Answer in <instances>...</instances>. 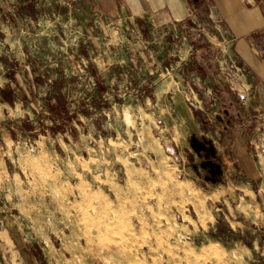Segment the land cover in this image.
Masks as SVG:
<instances>
[{
    "label": "rangeland",
    "instance_id": "obj_1",
    "mask_svg": "<svg viewBox=\"0 0 264 264\" xmlns=\"http://www.w3.org/2000/svg\"><path fill=\"white\" fill-rule=\"evenodd\" d=\"M80 7L0 0V264H264V115L212 11Z\"/></svg>",
    "mask_w": 264,
    "mask_h": 264
},
{
    "label": "crops",
    "instance_id": "obj_2",
    "mask_svg": "<svg viewBox=\"0 0 264 264\" xmlns=\"http://www.w3.org/2000/svg\"><path fill=\"white\" fill-rule=\"evenodd\" d=\"M80 14L89 19L95 10L109 14L126 11L139 19L141 23L152 22L154 26L182 25L189 20L194 5L206 16L209 9L216 11L218 21L228 32V41L222 39L224 47L244 66L248 67L254 79V97L256 110L264 115V0H81ZM264 53V51H263ZM201 63L210 75L214 72V63L209 56H204ZM183 105V104H182ZM184 106V105H183ZM182 106V108H183ZM183 112L189 127L195 128L190 121L193 117L185 109ZM190 121V122H189ZM191 123V124H190ZM239 134V133H237ZM244 140L245 135H237ZM240 152L241 142L236 145ZM238 152V153H239Z\"/></svg>",
    "mask_w": 264,
    "mask_h": 264
},
{
    "label": "built area",
    "instance_id": "obj_3",
    "mask_svg": "<svg viewBox=\"0 0 264 264\" xmlns=\"http://www.w3.org/2000/svg\"><path fill=\"white\" fill-rule=\"evenodd\" d=\"M211 11H212V13L214 14V16H212L211 18H215L216 20H214V19H211V22L210 23H207L206 24V26L203 24V23H201L200 24V27H204L203 29H205L206 27H208L207 29H208V31H209V29L211 28V29H214V31H217L216 32V34L220 37V35L221 36H223V38L222 39H224L225 41H228L230 38L228 37V38H226L225 37V35H228V32L226 31V29L224 28V27H222V25H221V23L218 21V15H217V13H216V11L215 10H213V9H211ZM215 12V13H214ZM197 17V14H195V12H194V7L192 8V10H191V15H190V19H193V20H195V22H196V20L197 19H194V18H196ZM199 25V24H198ZM229 36V35H228ZM263 51L264 50H262V53H261V57H264V53H263ZM238 70L240 71V73L242 74V75H251V72H250V70L248 69V67H246V66H244L242 63H240V65H239V67H238ZM251 86L252 87H254V89H255V83H251ZM254 89H253V91H254ZM254 94H255V92H254Z\"/></svg>",
    "mask_w": 264,
    "mask_h": 264
}]
</instances>
